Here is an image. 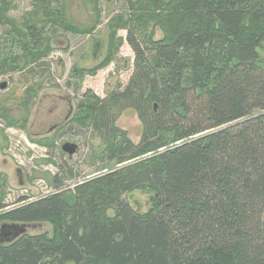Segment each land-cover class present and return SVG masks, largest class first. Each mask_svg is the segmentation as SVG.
Wrapping results in <instances>:
<instances>
[{
    "label": "trees",
    "instance_id": "1",
    "mask_svg": "<svg viewBox=\"0 0 264 264\" xmlns=\"http://www.w3.org/2000/svg\"><path fill=\"white\" fill-rule=\"evenodd\" d=\"M52 2L37 0L42 26L25 23L20 33L7 18L9 2L0 0V20L23 50L22 64L16 54L0 57V73L40 63L51 52L47 23L74 34L93 30L65 18V1ZM128 3L123 27L134 71L105 98L86 92L73 119L81 127L91 122L113 165L73 191L31 202L21 197L17 207L5 209L0 196V226L53 225L51 236L0 241V264H264V0ZM137 6L164 11L162 38L142 43L129 27ZM118 19L111 29L121 26ZM116 45L88 70L73 66L72 76L94 75ZM125 108L142 122L136 144L114 125ZM0 117L14 124L2 107ZM136 188L150 193L144 212L124 198Z\"/></svg>",
    "mask_w": 264,
    "mask_h": 264
},
{
    "label": "rangeland",
    "instance_id": "2",
    "mask_svg": "<svg viewBox=\"0 0 264 264\" xmlns=\"http://www.w3.org/2000/svg\"><path fill=\"white\" fill-rule=\"evenodd\" d=\"M57 1L50 7L57 6ZM63 1L65 18L78 28L94 26L93 30L74 34L47 23L43 31L51 39V52L40 63L0 73V83H6L5 88H0V111L4 108L6 115L14 121L13 125L7 126L0 117V196L8 205L5 209L19 206L16 202L21 197L26 198L25 202H31L50 193L73 191L76 185L98 174L102 167L113 165L106 159L107 146L91 122L81 127L73 119L77 103L84 99L86 92L105 98L107 91L123 88L134 71L135 55L126 40V27H123L130 14L129 3L128 0ZM7 2V18L13 21L14 30L19 28L20 33L26 32L25 23H35L38 28L42 26V12L38 10L37 0ZM96 15L99 16L96 18ZM163 15L162 10L152 14L137 6L128 26L135 29L142 43L158 40L166 29L161 19ZM113 18H120L117 22L121 26L115 30L110 27ZM10 28V24L0 20V57L16 54L18 63L22 64V46L20 42H11L13 37L18 39L8 35ZM20 37L22 39V35ZM23 39L28 40L27 37ZM114 43L117 45L106 66L97 69L94 75L85 72L83 76H72L73 66L85 70L92 68L105 58L108 46ZM263 48L259 49V56L264 64ZM114 125L134 144L139 142L143 126L135 110L125 108L120 111ZM65 143L76 145L71 156L62 150ZM54 177L59 181L57 185L53 182ZM124 198L140 212L150 206V193L141 188L124 194ZM108 213L111 215L112 210ZM23 227L29 235L51 236L53 230L49 220L24 223Z\"/></svg>",
    "mask_w": 264,
    "mask_h": 264
},
{
    "label": "water",
    "instance_id": "3",
    "mask_svg": "<svg viewBox=\"0 0 264 264\" xmlns=\"http://www.w3.org/2000/svg\"><path fill=\"white\" fill-rule=\"evenodd\" d=\"M5 85H6L5 82L0 83V88L1 89L5 88ZM67 145L70 147L69 149H66L65 146H67ZM75 147H76L75 144L65 143L62 149L65 152H68L69 154H72L74 152V150H75ZM23 225H24V223H22V224H3L1 226V229H3V228H5V229L6 228H12V234L11 235H13V238H15L16 236H18V235H20V234L25 232V228L23 227ZM0 241H2V239Z\"/></svg>",
    "mask_w": 264,
    "mask_h": 264
},
{
    "label": "flooded vegetation",
    "instance_id": "4",
    "mask_svg": "<svg viewBox=\"0 0 264 264\" xmlns=\"http://www.w3.org/2000/svg\"><path fill=\"white\" fill-rule=\"evenodd\" d=\"M78 104V103H77ZM70 110H71V107H70ZM77 111H78V108H76V111H75V114L77 113ZM63 146H64V144L62 145V148H63ZM66 147V149H69L70 147L67 145V146H65ZM63 150V149H62ZM75 150H76V147H75ZM74 150V151H75ZM64 151V150H63ZM65 152V151H64ZM69 156H71V154H69L68 152H66ZM73 154V153H72ZM18 172H20V170H17ZM12 234V228H3V229H1V226H0V237H3V239L2 240H7V241H11V240H13V239H15V238H17V237H19L20 235H22V234H25V232L24 233H22V234H20V235H18V236H16L15 238H13V235H11ZM1 239V238H0Z\"/></svg>",
    "mask_w": 264,
    "mask_h": 264
}]
</instances>
